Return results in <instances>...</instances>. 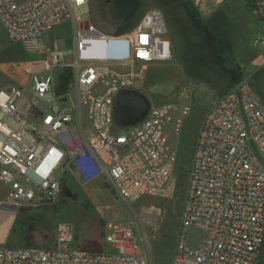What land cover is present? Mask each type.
Returning <instances> with one entry per match:
<instances>
[{
  "label": "built area",
  "instance_id": "2783aa9c",
  "mask_svg": "<svg viewBox=\"0 0 264 264\" xmlns=\"http://www.w3.org/2000/svg\"><path fill=\"white\" fill-rule=\"evenodd\" d=\"M206 1L192 0L200 13L208 11ZM88 4L0 0L7 39L32 56L0 65L10 80L0 89L5 238L20 210L57 203L65 177L81 186L104 179L129 202L176 194L175 155L163 136L177 106L150 103L146 117L129 127L113 120L117 94L136 90L148 67L172 58L165 15L150 8L128 33L109 35L85 18ZM244 6L257 28L250 40L254 73L202 118L170 264H264V83L254 88L250 81L264 68V0ZM64 24L71 26L68 55L47 36ZM192 227L202 231L195 247L186 239ZM54 234L43 247L4 239L0 264H153L145 230L138 237L126 221L105 224L101 251L82 249L68 223L59 222Z\"/></svg>",
  "mask_w": 264,
  "mask_h": 264
},
{
  "label": "rangeland",
  "instance_id": "374dc122",
  "mask_svg": "<svg viewBox=\"0 0 264 264\" xmlns=\"http://www.w3.org/2000/svg\"><path fill=\"white\" fill-rule=\"evenodd\" d=\"M206 3L208 11H197L196 15L185 0H89L90 14L85 16L101 32L121 35L131 31L150 8H157L165 15L172 58L167 63L148 67L136 90L151 104L177 106L163 136L175 155L174 175L177 166L185 170L184 182L177 185L173 199L144 197L129 202L117 196L104 179L81 186L65 177L53 207L17 213L5 238L7 245H49L54 241L59 222L72 226L78 244L101 241L106 223L126 221L138 237H143L145 230L153 264H170L202 118L214 100L254 73L250 65V40L257 28L244 0H207ZM47 36L65 47V55L69 54V24L54 28ZM24 54L20 46L7 39L0 23V65L32 57ZM250 81L254 88H259L264 83V68ZM9 82L8 76L0 71V88ZM184 108L188 109L186 115L181 111ZM118 132L126 133L124 129ZM5 194L6 188L0 183V200ZM201 237L202 231L192 227L187 231V244L195 247Z\"/></svg>",
  "mask_w": 264,
  "mask_h": 264
},
{
  "label": "water",
  "instance_id": "95a60500",
  "mask_svg": "<svg viewBox=\"0 0 264 264\" xmlns=\"http://www.w3.org/2000/svg\"><path fill=\"white\" fill-rule=\"evenodd\" d=\"M149 108V99L140 91L121 90L116 96L114 123L119 128L133 126L146 117Z\"/></svg>",
  "mask_w": 264,
  "mask_h": 264
},
{
  "label": "trees",
  "instance_id": "16d2710c",
  "mask_svg": "<svg viewBox=\"0 0 264 264\" xmlns=\"http://www.w3.org/2000/svg\"><path fill=\"white\" fill-rule=\"evenodd\" d=\"M187 3L191 6L193 9L194 13L197 15V10L194 8L193 4L191 3L190 0H185ZM184 173L185 170H181L180 167L177 166V169H175V175H176V180H177V185L181 186L184 182ZM29 211V209H22L23 213H26ZM82 249L87 250V251H101L102 248L101 246L96 242V241H86L82 246Z\"/></svg>",
  "mask_w": 264,
  "mask_h": 264
},
{
  "label": "bare ground",
  "instance_id": "6f19581e",
  "mask_svg": "<svg viewBox=\"0 0 264 264\" xmlns=\"http://www.w3.org/2000/svg\"><path fill=\"white\" fill-rule=\"evenodd\" d=\"M156 211V210H155ZM159 212V211H158ZM8 223L6 224V226L4 227V229L3 230H1L0 231V242H2V241H4V239H5V234H6V232H7V229H8Z\"/></svg>",
  "mask_w": 264,
  "mask_h": 264
},
{
  "label": "crops",
  "instance_id": "0c3cea01",
  "mask_svg": "<svg viewBox=\"0 0 264 264\" xmlns=\"http://www.w3.org/2000/svg\"><path fill=\"white\" fill-rule=\"evenodd\" d=\"M24 55H26V54H24ZM22 59H25V58H22ZM19 60H20V59H19ZM8 85H9V84H8ZM6 87H7V86H6ZM6 87H3V88H6ZM0 89H1V88H0ZM87 241H95V240H87ZM85 242H86V241H85ZM85 242H84V243H85ZM96 242L101 246V248L103 247V242H102V240H101V241H100V240H97ZM52 243H53V242H52ZM52 243H51V244H52ZM84 243H80L79 245L82 246ZM51 244H49V245H51ZM77 244H78V243H77ZM46 246H48V245H46Z\"/></svg>",
  "mask_w": 264,
  "mask_h": 264
}]
</instances>
